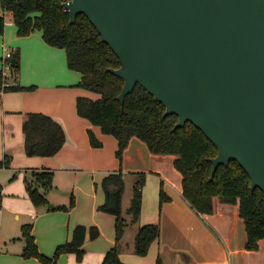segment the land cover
I'll return each instance as SVG.
<instances>
[{"label": "crops", "instance_id": "obj_1", "mask_svg": "<svg viewBox=\"0 0 264 264\" xmlns=\"http://www.w3.org/2000/svg\"><path fill=\"white\" fill-rule=\"evenodd\" d=\"M0 14L5 16L4 32L0 33V69L3 66L4 52L7 49L18 51L20 69L16 75L17 82L19 85L30 87L23 90H0V159L5 155L12 157L10 166L0 169V173L5 172L4 177L0 175V182L10 183L9 189L11 183L16 180L12 179L18 178L16 173L20 171L22 186H25V192L29 195L26 179L32 178L33 171L53 170L56 179L53 187L47 192L48 204L36 205L28 200L30 205L25 213L29 220H22L20 212L13 208V199H4L3 194L7 193V189L2 186L0 223L7 222L10 212H14L16 221L7 224L6 233L0 238L1 259H6L7 262H11L10 264H36L35 260L39 261L35 257L23 256L25 241L21 226L29 223L27 221L36 220L40 208L48 213L55 212V209H59L56 206L62 205L57 204L54 198L63 189L57 180L58 176L63 179L62 185L70 193L74 188L76 191V188L82 186L79 178L84 174L90 175L93 180L96 175L97 180L102 182L105 175L120 170L126 180L131 177L134 183L138 173H146L141 214L137 222L139 226L159 222L161 228L159 238L151 244L144 256L135 253L134 249L128 252L121 245L120 258L124 263L156 264L157 257L161 255L164 264H264V238L259 240L258 249L250 250L246 247L247 232L239 203L223 202L215 196L212 213L197 211L183 195L182 174L174 165L178 155L154 153L148 148L147 143L137 136L131 137L123 152V159L119 161L116 156L117 138L103 133L100 126L94 125L77 113V97L88 95L89 91L76 85L81 79V74L69 68L66 50L48 44L39 29L25 36L18 33L9 34L8 26L14 23L12 13L0 9ZM15 26L17 28V25ZM28 112L50 114L64 126L66 143L55 155L30 156L26 153L23 122ZM89 129L102 140L103 146H92ZM148 186H151L155 193V199H147ZM161 186L169 196V199L162 203L157 199ZM94 196L95 192L92 193V197ZM148 203L152 205L158 203L157 209L155 211L148 209L146 213ZM98 209L96 206L94 211L97 212ZM113 217L116 219L114 215ZM32 224V232L40 251L52 256L53 253L49 254L50 251L42 248L35 234V225ZM125 233L126 231L124 235ZM68 240L69 232L66 237H62L60 231L53 233L55 249ZM115 244L116 237L112 236L104 243L92 242L88 235L82 259L71 252L64 255L65 264H101L106 252ZM40 262L44 264L41 260Z\"/></svg>", "mask_w": 264, "mask_h": 264}, {"label": "trees", "instance_id": "obj_2", "mask_svg": "<svg viewBox=\"0 0 264 264\" xmlns=\"http://www.w3.org/2000/svg\"><path fill=\"white\" fill-rule=\"evenodd\" d=\"M4 11L12 13L18 34L25 36L33 30L42 31L45 41L56 47L64 48L69 68L78 71L81 79L77 86L98 94L97 97L79 95L76 108L79 116L100 126L103 133L111 134L118 140L116 156L123 159V152L132 136H137L147 143L154 153L177 154L175 167L182 174L183 195L190 204L201 213L214 211L213 198L218 196L227 203H239L240 214L244 219L247 242L250 250L259 248V240L264 238V191L259 187L251 189V178L237 161L220 165L211 179L212 158L218 154L217 146L195 124L187 121L185 126L174 129L179 120L177 114L165 115V105L156 99L145 87H136L121 103L124 80L109 71L116 68L121 61L111 47L102 40L97 28L84 14L80 13L74 23L62 5L61 0H0ZM5 16L0 14V33L4 32ZM15 83L7 85L0 69V90L12 91L30 88L19 85L16 75L20 69V53L14 51L11 56ZM25 151L30 156L55 155L66 143L67 135L62 123L50 114L28 112L23 122ZM92 146H103L92 129H89ZM11 155L0 159V169L11 164ZM54 171L36 170L32 178L26 179L27 189L36 205L49 202L47 192L54 185ZM146 173H138L133 189V197L128 213L131 223L138 221L143 200V186ZM125 175L113 171L104 176L101 182L105 194L99 210L116 217V244L106 252L101 264H126L120 258L121 239L128 224L123 217V196L125 192ZM43 188V189H42ZM161 203L169 199L163 186L160 189ZM74 205H58L56 208L69 210ZM33 224L22 225V237L25 241L23 256L38 258L44 264H56L60 255L76 253L82 259L84 244L89 235L92 239L100 234L97 225L88 227L77 224L70 240L59 244L52 256L43 254L33 235ZM159 222H149L137 229L135 236V253L146 255L151 244L159 238ZM156 264H164L159 255Z\"/></svg>", "mask_w": 264, "mask_h": 264}, {"label": "water", "instance_id": "obj_3", "mask_svg": "<svg viewBox=\"0 0 264 264\" xmlns=\"http://www.w3.org/2000/svg\"><path fill=\"white\" fill-rule=\"evenodd\" d=\"M74 23L84 13L121 65L109 71L137 84L217 146L214 178L237 160L264 191V0H71Z\"/></svg>", "mask_w": 264, "mask_h": 264}, {"label": "rangeland", "instance_id": "obj_4", "mask_svg": "<svg viewBox=\"0 0 264 264\" xmlns=\"http://www.w3.org/2000/svg\"><path fill=\"white\" fill-rule=\"evenodd\" d=\"M0 9L2 7L0 6ZM11 24L9 27V34L18 33L16 24ZM85 91V90H84ZM88 96L97 97L98 94L92 91H89ZM1 177L5 176V172L0 173ZM7 175V174H6ZM18 178H14L12 180H15L11 183V186L8 185L10 183L4 181V183L0 182V190L2 189V186L7 189V193L3 194L4 199H13V208L17 209V211L20 212L22 216V220H29L28 216L26 215V211H28L29 208V201L32 204V199H30L29 195L25 192V186H22L23 180L20 176H22V173L18 171L16 173ZM30 176V174H28ZM95 179L93 180L92 177L87 174H84L79 178L81 187L75 188L72 192H68L64 188V181L63 179L58 176L57 180L60 183L61 189L57 195L54 197L55 200H57V204H65L70 206L72 199H74V205L70 208L69 211H65L64 209H55V212H48L40 208L37 213H39V217L36 220L27 221L29 223H34L35 225V234L37 236V239L39 238L42 248L50 251V253H54L55 247L54 243L52 241L53 233L55 231H60L62 237H66L67 233L69 232V239L72 238V230L74 226H76L77 223L85 224L88 227L91 225H97L100 229V234L98 237L92 239V242H107L108 238L116 237V219H114L113 215L104 212L102 210H95V207L99 208V206L104 202V191L101 186L100 180H97L96 175ZM12 177V176H11ZM30 180V179H29ZM56 179H54L55 182ZM126 180V178H125ZM147 181V179H146ZM4 184V185H3ZM134 181L131 177H129L126 180L125 185V192L123 196V217L127 220L128 225L126 226V233L121 241V245L124 246V249L128 252L132 251L135 247V236L137 233V229L139 227V223H131L132 216L127 212V209L131 205V199L133 196V189H134ZM155 184V183H154ZM24 185V184H23ZM146 186V185H144ZM11 190V191H9ZM146 196L147 199H155V193H153L151 186H148L146 189ZM95 192L96 196L92 197V193ZM160 193V192H159ZM1 194V193H0ZM143 194V191H142ZM73 195V197H72ZM1 198V196H0ZM160 199V196L157 198ZM1 200V199H0ZM29 200V201H28ZM49 200V199H48ZM51 201L53 199H50ZM32 201V202H31ZM161 202V199H160ZM4 203V202H3ZM49 203V202H48ZM47 203V204H48ZM158 205V203H157ZM157 205H152L151 203H148V208L146 210V213L148 209L150 210H156ZM5 210V203L2 211ZM1 211V210H0ZM5 221H2L0 223V238H2L7 229V224L12 223L15 220L14 218V212L9 213V218ZM83 221V222H82ZM95 221V222H94ZM9 227V226H8ZM22 227V226H21ZM91 238V237H90ZM24 240V239H23ZM94 246L96 243L93 244ZM2 251V247L0 246V252ZM135 252V250H134ZM68 253L61 254L56 264H65V256ZM11 262H7L6 259H1L0 257V264H10ZM36 264H42L39 261L35 260ZM16 264V263H13ZM69 264V263H68ZM74 264V263H73Z\"/></svg>", "mask_w": 264, "mask_h": 264}, {"label": "built area", "instance_id": "obj_5", "mask_svg": "<svg viewBox=\"0 0 264 264\" xmlns=\"http://www.w3.org/2000/svg\"><path fill=\"white\" fill-rule=\"evenodd\" d=\"M70 1L71 0H61L62 5L66 11H68V9L66 8V6L64 4L69 3ZM12 54H13V51L11 49H7L4 52L3 59H2L3 60L2 71H3V74L6 78V80H7L5 82V84H7V85L15 83V81L13 80L14 72H13L12 61H11ZM1 207L2 206L0 205V208Z\"/></svg>", "mask_w": 264, "mask_h": 264}]
</instances>
